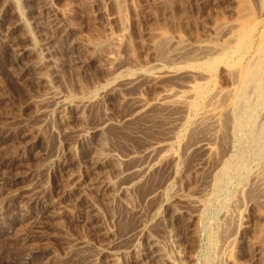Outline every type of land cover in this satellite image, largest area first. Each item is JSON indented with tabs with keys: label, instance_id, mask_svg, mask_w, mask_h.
Returning a JSON list of instances; mask_svg holds the SVG:
<instances>
[{
	"label": "rangeland",
	"instance_id": "374dc122",
	"mask_svg": "<svg viewBox=\"0 0 264 264\" xmlns=\"http://www.w3.org/2000/svg\"><path fill=\"white\" fill-rule=\"evenodd\" d=\"M261 1L0 0V264H150L143 248L152 242L169 264H264V178L254 168L260 157L252 153L247 166L234 169L236 147L222 137L230 97H213L234 85L223 64L211 77L199 67L203 49L229 44L240 25L262 21ZM148 66L179 71L125 91L119 82L99 87ZM191 82L206 85L202 97ZM167 87L201 108L165 113L155 106L144 122L118 123L126 101L154 104ZM88 96L91 103H83ZM212 102L217 118L198 126L196 111ZM104 121L101 135L92 134ZM164 141L173 161L148 160L145 151ZM95 155L106 159L98 171L86 158ZM140 158L158 167L123 190ZM222 161L230 165L224 177ZM154 191L164 194L147 200ZM42 202L50 211L43 220Z\"/></svg>",
	"mask_w": 264,
	"mask_h": 264
},
{
	"label": "bare ground",
	"instance_id": "6f19581e",
	"mask_svg": "<svg viewBox=\"0 0 264 264\" xmlns=\"http://www.w3.org/2000/svg\"><path fill=\"white\" fill-rule=\"evenodd\" d=\"M260 3V2H259ZM17 6V4H16ZM257 15L258 18L260 16H263L264 14V0L261 1V6L259 8V10H257ZM50 18V21H52L51 23H54L53 26H55V24L57 23V21L55 20L56 18L53 19V15L52 14H48ZM56 16V15H55ZM22 17V16H21ZM261 18V17H260ZM49 23L50 21L47 20ZM264 18L262 19V21H260L259 19L255 22H251L249 24L246 25H240L237 30H235V32H232V35L230 36V40H229V44L227 42L226 45L217 47L215 46V50H207V49H203L204 55H205V60L204 62L199 66L200 68H202L208 77H211L212 73L214 72V70H216L215 68L218 67L219 64L224 65V67H226L228 74L230 75L231 81L234 85V88L232 91L229 92H220V93H214L213 97L217 100L220 97L221 98H227L230 97V103L231 104V109L228 111L227 114L224 113L225 119H224V128H223V139H225L226 141L228 140L227 138L229 137V135L232 138V144L235 145L236 147V153H235V163H234V169L236 171H240V169H242L245 165L246 161L251 159L252 153L257 156L260 157V161H262V163L264 162ZM51 25V24H50ZM232 25V24H231ZM263 25V26H262ZM59 26V25H57ZM236 26V25H235ZM230 27V26H229ZM232 28H229V31ZM236 29V28H233ZM59 30V28H58ZM234 31V30H232ZM172 42V40H171ZM226 42V41H225ZM156 43V42H155ZM161 43V42H160ZM165 44V43H164ZM169 44V43H168ZM185 44V43H184ZM225 44V43H224ZM178 45V44H177ZM181 47L182 44H179ZM187 45V44H186ZM185 46V45H184ZM183 46V47H184ZM202 46V45H201ZM178 47V48H179ZM181 47V48H183ZM205 47V46H204ZM211 47L213 48V46L211 45ZM217 47V48H216ZM180 48V49H181ZM208 48V47H207ZM188 48H186L187 50ZM197 51V50H196ZM179 53V51H177V54ZM182 53V51H181ZM188 53V52H187ZM171 54V53H170ZM176 54V53H175ZM162 55V54H161ZM180 55V54H178ZM182 55V54H181ZM203 55V54H202ZM194 56V55H193ZM165 57V56H164ZM167 57V56H166ZM178 57V56H177ZM161 58V57H160ZM163 58V57H162ZM176 58V57H175ZM195 58V57H194ZM204 58V57H203ZM166 60V59H165ZM179 60V59H178ZM193 62V61H192ZM155 63V62H154ZM159 63H163V62H159ZM160 64V65H161ZM196 65H198L197 63H195ZM126 65V64H125ZM154 65V64H153ZM165 65V64H164ZM193 65V63H192ZM60 66V65H59ZM152 66V65H151ZM191 66V65H190ZM150 66H148V69H144V67H142L143 69H133L134 71L130 72L129 69L123 71L122 73H120L119 75H116L113 79H111L110 82H108V84H103L101 86H99L100 88L104 89L103 87L106 86H110L111 87L113 85H115L116 83H121L122 84V90H127L129 87L131 88V86L134 87V85H136L138 82L140 83L142 79H153L155 81L158 82H162L165 78H169L172 77L174 75H176L179 71V69H170L171 67H168V69L165 70L162 67H157V68H149ZM193 67V66H192ZM138 68V67H137ZM118 70V69H117ZM192 70V69H191ZM195 70V69H194ZM193 70V71H194ZM200 70V69H198ZM192 71V72H193ZM196 71V70H195ZM199 71H197L198 73ZM201 73V72H200ZM203 73V72H202ZM228 75V76H229ZM114 76V75H113ZM204 76V75H203ZM181 77V76H180ZM206 77V76H205ZM186 78V77H185ZM207 78V77H206ZM203 79V77L201 78ZM209 79V78H208ZM190 80V79H189ZM211 80V79H210ZM182 81V80H181ZM206 81V80H205ZM209 81V80H208ZM205 82L206 83H210V82ZM213 82V81H212ZM157 83V82H156ZM191 82V85L188 86V88H190V91L192 93H194L195 96H201L203 94H205V92L207 91V87L205 84H200V83H193ZM138 85V84H137ZM212 85V84H211ZM163 86V85H162ZM175 86V85H174ZM98 87V88H99ZM169 87V86H168ZM167 87L166 91L164 90L163 93L162 92V97L155 102L154 104H147L143 103L140 101L136 102V100L134 101V98H131L130 100L126 101V108L124 110V112L122 113L120 120L118 121V123L120 125L126 126V125H130V124H135V123H141L144 122L145 119H148L147 117L152 115L150 113L154 112L152 111L153 107H158L160 108L162 111H165V113H169V111L173 110L174 108L178 107L181 108L183 111H185L186 109H188L189 107L193 106V101L186 98L183 93H173V89L169 90ZM173 88V87H172ZM230 88V87H229ZM228 88V89H229ZM96 89V88H95ZM187 89V88H186ZM99 90V89H98ZM177 90V89H175ZM188 90V89H187ZM214 90V89H213ZM93 91L97 92V90L95 91L93 89ZM103 91V90H102ZM216 91V89H215ZM212 92V91H211ZM217 92V91H216ZM125 93V92H124ZM188 93V92H187ZM93 94V92H92ZM101 94V93H100ZM190 95V94H189ZM192 95V96H194ZM212 95V94H211ZM93 96V95H90ZM97 96V95H95ZM191 96V97H192ZM128 97V96H127ZM202 97V96H201ZM210 97V96H209ZM85 98V97H84ZM83 98V99H84ZM193 98V97H192ZM199 98V97H198ZM212 98V97H211ZM65 99V98H64ZM67 99V98H66ZM78 99V98H77ZM128 99V98H127ZM136 99V98H135ZM200 99V98H199ZM93 100V98H92ZM126 100V99H125ZM192 102H190V101ZM197 100V99H196ZM205 100V99H204ZM213 100V99H212ZM61 101V100H60ZM67 101V100H65ZM81 101V99H80ZM91 98L88 96V99H86L84 102H87L88 104L91 103ZM202 105H203V101L200 100ZM205 101H209V100H205ZM219 101V100H218ZM58 102V101H57ZM68 102V101H67ZM70 102V101H69ZM74 102V101H73ZM197 102V101H195ZM199 102V100H198ZM221 102V101H220ZM225 102V101H224ZM62 103V102H61ZM64 103V101H63ZM71 103V102H70ZM81 103V102H80ZM209 103V102H208ZM208 103H204L209 105ZM211 103V102H210ZM215 103V102H214ZM198 104V103H196ZM213 104V102H212ZM219 104V102H218ZM222 104V103H221ZM79 104H76V106H78ZM205 105V106H207ZM217 105V104H216ZM215 104L207 106L206 108L203 107L202 109H199L193 114V118H194V114L196 115V124L199 126L202 122L203 119H205L206 117L209 119L214 118V115L216 114V109L217 106ZM220 105V104H219ZM218 105V106H219ZM75 106V105H65L64 107L68 109V111H71V108ZM196 106V105H195ZM221 106V105H220ZM198 107V106H196ZM201 108V106H199ZM198 107V108H199ZM222 107V106H221ZM198 108H194L193 109H198ZM75 109V107H74ZM77 109V108H76ZM219 109V108H218ZM229 109V108H227ZM73 110V109H72ZM181 110V111H182ZM221 110V109H220ZM189 111V110H187ZM186 111V112H187ZM159 112V111H158ZM186 112H181L186 114ZM190 112V111H189ZM195 112V111H194ZM74 113V112H73ZM78 113V112H77ZM171 113V112H170ZM71 112H70V118H71ZM81 114V113H80ZM164 114V113H163ZM172 114V113H171ZM176 114V113H175ZM188 114V113H187ZM186 114V115H187ZM74 115V114H73ZM178 115V114H177ZM182 115V114H181ZM223 115V114H222ZM68 116V115H67ZM75 116V115H74ZM73 116V118H74ZM153 116V115H152ZM159 116V115H158ZM218 116V115H216ZM69 117V116H68ZM151 117V116H150ZM163 117V116H162ZM181 117V116H180ZM185 117V115L183 116ZM182 117V118H183ZM188 117V116H187ZM186 117V118H187ZM69 118V119H70ZM156 118V117H155ZM191 118V117H190ZM207 118L205 119V121L207 120ZM217 118V117H215ZM214 118V119H215ZM219 118V117H218ZM222 118V117H221ZM164 119V118H163ZM175 119V118H174ZM179 119V118H178ZM189 119V118H188ZM208 119V120H209ZM165 120V119H164ZM193 120V119H192ZM191 120V121H192ZM222 120V119H221ZM220 120V121H221ZM76 121V120H75ZM180 121V119L178 120ZM186 120H184L185 122ZM204 121V123H205ZM210 121V120H209ZM208 121V122H209ZM213 121V122H212ZM211 122L215 124V121L212 120ZM73 122V121H72ZM158 122V121H156ZM189 122V121H188ZM171 123V122H170ZM183 123V121H182ZM190 123V122H189ZM192 123V122H191ZM195 123V122H194ZM202 123V124H204ZM207 123V122H206ZM107 122L104 121V123L98 127H96L94 130H92V134L93 133H97L99 132V134L102 132V130L104 129V127L106 126ZM176 124V123H175ZM179 124V123H178ZM176 124V125H178ZM210 124V123H209ZM220 124V123H218ZM222 124V123H221ZM180 125H182L180 123ZM179 127V130L183 129ZM192 125V124H191ZM183 126V125H182ZM194 126V125H193ZM202 126V125H201ZM200 126V127H201ZM204 126V125H203ZM213 126V124H212ZM186 127V126H185ZM184 127V128H185ZM188 127V126H187ZM130 128V127H129ZM175 128V127H174ZM177 128V126H176ZM191 128V127H190ZM199 128V127H198ZM192 129V128H191ZM194 129V128H193ZM214 129V128H213ZM185 130V129H184ZM90 131V130H89ZM176 131V130H175ZM131 132V131H130ZM173 132V131H172ZM177 132V131H176ZM173 134V136L175 135V133ZM179 132V131H178ZM182 134V131L180 132ZM179 133H176V135ZM90 135V134H89ZM101 135V134H100ZM175 135V136H176ZM98 136V135H96ZM180 136V135H178ZM170 137V136H169ZM182 137V136H181ZM180 137V138H181ZM176 138V137H175ZM174 138V139H175ZM159 139V138H158ZM155 140V139H154ZM170 140V139H169ZM163 141V140H162ZM168 141V139H167ZM230 141V139L228 140ZM165 142V141H164ZM172 142V141H171ZM200 142V141H199ZM101 143V142H100ZM173 143V142H172ZM178 143V142H177ZM182 143V142H180ZM105 144V143H104ZM168 142L163 143V142H157L154 145H152V147L150 149H147L145 151V155L147 156L148 160H152L154 156V159L156 158L155 155H157V157H159V160H157L158 158H156L157 161L161 162L162 160H169V161H173V157L172 156H165L163 153V151H165L167 149V147L169 148L170 146H168ZM171 144V143H170ZM194 144V143H193ZM226 144V143H225ZM177 144H174V146ZM179 145V144H178ZM177 145V146H178ZM231 144H229L230 146ZM108 147V146H107ZM176 147V146H175ZM198 147V146H197ZM196 147V148H197ZM233 147V146H232ZM171 148V147H170ZM169 148V149H170ZM174 150V148H171ZM231 149V148H229ZM234 149V148H233ZM168 150V149H167ZM92 151V150H91ZM227 151V148H226ZM88 152V151H87ZM103 152V151H102ZM144 152V151H143ZM186 152V151H185ZM231 152V151H230ZM233 152V151H232ZM256 152V153H254ZM90 152H88L87 154H89ZM95 153V152H94ZM142 153V152H141ZM163 153V154H162ZM86 154V153H85ZM218 154V153H217ZM90 155H94V154H90ZM102 155V153H101ZM138 155V154H137ZM167 155V154H166ZM223 155V154H222ZM229 155V154H228ZM231 155V153H230ZM96 156V155H95ZM88 156L87 158V162L90 163V167L92 166L93 170H97L98 171V166H101L104 163V160H106L105 158H101L100 155H98L99 157L97 158V156ZM139 156V155H138ZM143 157V158H146ZM176 156V155H174ZM234 156V154L232 155ZM104 157V156H103ZM108 157V156H107ZM134 157V156H133ZM254 157V156H253ZM252 157V158H253ZM142 158V155H141ZM141 158L138 162V164L134 167L131 168L129 170V172H127L128 174H131V178L128 179V182L126 183L127 185H123L122 189L126 190L129 189L132 186L134 187L135 184H138V182L140 181V179L142 177H144V173L147 172L151 167H155V164L150 163L151 161H149L150 166L148 165H143L146 164L148 162H144V163H140ZM256 158V157H255ZM129 159V158H128ZM146 159V160H147ZM153 159V160H154ZM233 159V158H232ZM147 160V161H148ZM161 160V161H160ZM175 160V159H174ZM227 160V159H226ZM250 161V160H249ZM248 161V163H249ZM257 161V160H256ZM259 161V163L257 164V167L255 168L256 171V177H263L264 178V164H262ZM108 162V160L106 161ZM159 162L157 163V165H159ZM177 162V161H176ZM230 162V161H229ZM254 162V161H253ZM154 163V161H153ZM156 163V162H155ZM163 163V162H162ZM171 163V162H170ZM228 163V162H227ZM231 163V162H230ZM251 163V162H250ZM224 164H226L225 162L223 163L222 161V165L219 167L218 169V173L219 175L222 176V173H224V171L226 172L225 168L228 169V165H226V167L224 166ZM233 164V162H232ZM252 164V163H251ZM88 165V164H87ZM105 165V164H104ZM155 165V166H154ZM170 165V164H169ZM250 165V164H249ZM230 166V165H229ZM158 167V166H156ZM153 169V168H152ZM151 169V170H152ZM217 169V168H216ZM232 169V168H231ZM95 171V172H97ZM176 168L174 169L175 173ZM233 171V170H232ZM231 171V172H232ZM94 172V171H93ZM103 172V171H102ZM150 172V171H148ZM234 172V171H233ZM217 173V172H215ZM214 173V174H215ZM227 173V172H226ZM225 173V174H226ZM96 174V173H94ZM176 174V173H175ZM245 174V173H244ZM255 174V173H254ZM144 175V176H143ZM217 174L214 175V178L216 177ZM217 175V176H219ZM224 175V174H223ZM231 175V174H230ZM236 175V173H235ZM233 176V175H232ZM97 177V174L96 176ZM224 177V176H222ZM225 177H229V175H225ZM152 178V177H151ZM231 178V177H230ZM101 179V178H100ZM143 179V178H142ZM213 179V178H212ZM216 179V178H215ZM260 179V178H258ZM257 179V180H258ZM220 180V178H219ZM218 181H215L214 183H218ZM225 180V178H224ZM228 180V179H227ZM226 180V181H227ZM257 180L255 181L256 183ZM262 180V179H261ZM143 181V180H142ZM239 181V180H238ZM260 181V180H259ZM221 182V181H220ZM225 182V181H223ZM213 180L211 184H214ZM263 183V180H262ZM99 184V183H98ZM102 185V183H101ZM176 185V184H175ZM217 185V184H215ZM259 185V183H258ZM98 186V185H97ZM112 184L110 182H104L103 186L106 189L108 188H112L111 187ZM214 186V185H213ZM244 186V185H243ZM262 186V185H260ZM115 187V186H114ZM217 187V186H216ZM219 188H221L218 185ZM98 188V187H97ZM212 188V186H211ZM214 189V188H212ZM227 189V188H226ZM252 189V188H251ZM250 189V190H251ZM222 190V189H221ZM220 190V191H221ZM114 192V191H113ZM163 191L159 192V191H154L151 192L148 196H147V200H153L155 199L157 196H161V194ZM227 192V191H226ZM258 192V191H257ZM166 194V193H165ZM214 194V193H213ZM212 194V195H213ZM127 195V194H126ZM211 195V194H209ZM164 196V195H163ZM162 196V197H163ZM174 196V195H172ZM263 197V196H262ZM161 198V197H160ZM164 198V197H163ZM165 202H166V198ZM201 199V198H199ZM211 199V198H210ZM213 199V198H212ZM129 200V199H128ZM159 200V199H158ZM208 200V199H206ZM254 200V199H253ZM264 200V199H263ZM162 201V199L160 200ZM198 201V200H197ZM209 201V200H208ZM163 202V201H162ZM196 202V201H195ZM204 202V201H203ZM207 202V201H206ZM45 202H42V208L39 210V214L37 216H39V218L42 217V220L48 216L49 214V208L46 206L48 204H44ZM211 203V202H210ZM236 203V202H235ZM200 204H203L202 202ZM195 205V204H194ZM198 209L199 207V202L198 204ZM205 205V204H204ZM208 205V203H207ZM49 206V205H48ZM204 206L202 205V208ZM206 207V206H205ZM157 209V208H156ZM157 211V210H156ZM155 211V212H156ZM203 211V210H202ZM157 213V212H156ZM200 213V210H199ZM158 215V214H156ZM179 215V214H178ZM154 216V215H153ZM152 216V217H153ZM200 217H202V215H199ZM157 218V217H156ZM216 218V217H215ZM228 218V217H227ZM152 220V219H151ZM156 220V219H155ZM153 221V220H152ZM226 222V221H225ZM228 222V221H227ZM219 223V222H218ZM149 224V223H148ZM214 226V225H213ZM145 227V226H144ZM143 229V228H142ZM145 229V228H144ZM212 230V229H211ZM143 232V231H142ZM141 233V232H140ZM216 234V233H215ZM211 237V236H210ZM211 242V241H210ZM156 243V242H155ZM155 243H146V245L143 248V252L145 254L146 257H148V259H150V262L152 263H158L161 261V264H169L170 261L168 262L167 260L162 258V254L164 253L163 251L160 250V246L158 247ZM214 243V242H213ZM161 245V244H160ZM217 245V244H216ZM138 246V245H137ZM163 247V246H162ZM137 253V252H136ZM139 253V252H138ZM141 253V252H140ZM115 254V253H114ZM143 254V253H142ZM110 256V255H109ZM143 256V257H145ZM209 256V255H208ZM139 258V255H138ZM209 258V257H208ZM202 259V258H201ZM110 260V259H109ZM112 264H116L115 259L113 260V258H111ZM150 263V264H151ZM160 264V263H158ZM173 264V263H171Z\"/></svg>",
	"mask_w": 264,
	"mask_h": 264
}]
</instances>
